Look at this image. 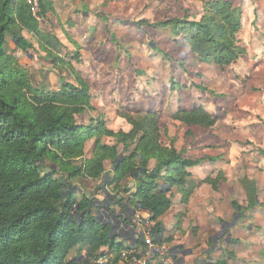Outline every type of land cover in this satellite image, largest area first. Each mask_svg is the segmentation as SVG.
Masks as SVG:
<instances>
[{
    "label": "rangeland",
    "instance_id": "1",
    "mask_svg": "<svg viewBox=\"0 0 264 264\" xmlns=\"http://www.w3.org/2000/svg\"><path fill=\"white\" fill-rule=\"evenodd\" d=\"M72 1H67L69 4L54 13L55 16L40 20L38 35L15 27L33 48L23 52L7 36L8 54L16 57L38 91L58 90L63 80L60 76L70 82H75L77 76L83 78L90 86L92 107L75 116L78 124L90 125L102 116L109 129L126 132L131 126L118 114L120 109L156 112L163 144L172 143L192 160L203 158L204 173L212 171V177L219 172L223 175L218 191L205 183L194 194V200L217 191L220 197L214 202L218 206L208 217L218 223L220 232L238 229L235 233L239 234L241 244L253 253L244 264H264V155L259 152L264 149V0H227L242 11V28L237 38L245 53L224 66L195 59L184 43V35L173 36L169 28L151 25L171 18L199 20L205 14L204 2L211 0H78L79 10L73 12L71 8L77 0ZM79 13L86 16L84 22H90L86 26L87 36L80 37L81 43L73 36L79 38L84 32L82 23L74 35L67 32L71 29L69 15ZM51 51L59 59L52 58ZM197 106L217 117L212 127L186 126L171 118L179 108ZM102 141L115 142L109 136H104ZM93 143L94 139L86 143V156H90ZM118 147L122 149V145ZM75 163L80 164V160ZM152 164L151 161L149 167ZM110 169L108 166L107 171ZM243 178L254 180L259 189L257 205L253 208L246 206ZM71 184L77 196L84 193L93 198L98 206L97 217L112 223L111 232L118 235L116 243L127 248L130 240L119 236L132 237L127 226L130 224L119 219L129 218L131 209L124 213L118 205L119 211L114 209L115 192L105 177L75 178ZM126 196L122 191L116 198ZM233 201L240 207L235 208ZM196 210L193 207L192 212ZM163 220L167 232H177L173 245L187 238L186 225L179 223L178 216L166 213ZM225 238V234L221 236L218 246H228L232 251L228 256L239 259L233 251L240 244L227 243ZM79 254H85L83 247L80 252L72 250L69 256Z\"/></svg>",
    "mask_w": 264,
    "mask_h": 264
},
{
    "label": "trees",
    "instance_id": "2",
    "mask_svg": "<svg viewBox=\"0 0 264 264\" xmlns=\"http://www.w3.org/2000/svg\"><path fill=\"white\" fill-rule=\"evenodd\" d=\"M39 1L35 17L26 0H0V264H89L107 254H111L108 264H117L124 247L116 243L118 235L111 232L112 223L97 218L93 198L84 193L77 196L71 180L100 179L106 173L105 161H110L112 171L105 180L115 192L116 204L122 213L127 207L149 211L155 239L162 243L159 219L171 208L174 195L186 205L203 183L217 190L223 175L219 172L215 177L196 179L190 169L203 158L192 160L172 143L163 144L154 111L120 109L118 114L131 126L126 132L109 129L102 116L90 125L78 124L75 116L92 107L89 85L78 76L75 82L60 76L63 80L58 90L34 89L5 43L11 36L19 50L33 48L14 28L40 34V20L53 10V4ZM204 7L205 14L199 20L171 18L151 25L169 28L173 36L184 35L195 59L229 65L245 53L237 38L242 11L227 0L204 2ZM49 53L59 59L54 51ZM171 118L204 128L217 122V117L202 106L179 108ZM104 136L115 142L104 143ZM91 139L93 148L86 156L85 146ZM259 152L264 155V149ZM151 161L154 164L149 168ZM129 179L134 181L132 186L126 183ZM241 184L246 206L253 208L257 205L255 181L243 178ZM122 191L128 195L116 198ZM232 204L239 206L234 201ZM120 221L127 224L128 218ZM135 243L137 247L140 240ZM82 247L84 255L69 256Z\"/></svg>",
    "mask_w": 264,
    "mask_h": 264
},
{
    "label": "crops",
    "instance_id": "3",
    "mask_svg": "<svg viewBox=\"0 0 264 264\" xmlns=\"http://www.w3.org/2000/svg\"><path fill=\"white\" fill-rule=\"evenodd\" d=\"M50 1L53 4V10L51 12L47 13V15H46L47 17H49L50 15L55 16L54 13L59 12L62 9V7L64 9V7L67 6V4H69V2H67V1H70V0H50ZM78 3H79L78 0L75 3H73L75 5H73L71 8L72 12L79 10L80 6L78 5ZM81 9L82 10L85 9V6L83 5V3L81 5ZM67 11H68V13L70 12L69 9ZM73 15L74 14L69 15V19L71 20V23H69V27L71 29L67 30V32L70 35H74L73 33L77 32V30L79 29V27L82 23L84 25V27H82L84 30V32H83L84 34L82 33L81 35H79V38H78V36L76 38H75V36H73L74 39H76L77 41H79L81 43L80 37L81 36H87L86 26L88 24H90V22L89 23H88V21H87V23L84 22L86 20L85 19L86 16H83L84 14L82 15L81 13H79L76 16H73ZM87 19H89V18H87ZM89 88H90V86H89ZM89 92H90V90H89ZM207 158H210V157H207ZM213 160L214 159L212 158V161ZM203 161H205V160H203ZM203 161H201V163L199 165L194 166L190 169L196 179H202L208 175L210 177H212V174H211L212 171H208V173H204L203 168L205 166V163H202ZM153 164H154V162H153ZM153 164H152V167H153ZM108 166L111 167L110 161H105V163H104L105 172H106L105 176H104L105 179H106V174L108 172L112 171L111 169H110V171H107ZM152 167H149V168H152ZM126 183L133 185L134 181L129 179L126 181ZM204 185H205V183L201 184L198 188H200ZM218 187H219V184H218ZM198 188H196L194 190L193 194L191 195V197H190V199L186 205L179 203V195H177V194L174 195V197L172 198L171 208L168 211H166L159 219L163 225L161 240L163 239L162 243L165 245L167 244V246L169 248H171V250L173 252V264H180L181 262L179 260L181 258H183L184 262L187 264H219V262H224L225 264H244L246 261H249L250 254H253L252 249L251 248L247 249L246 246H243L241 244L239 234L235 233L238 231V229H235V227H234V229H230L229 232L226 231L227 233L225 234L226 235L225 239L227 240L226 241L227 243L236 242V243L240 244L239 248H235V250L233 251V253L237 257H239V259L236 260L234 258V255L228 256V253L232 254V251L229 249L228 246H221V247L218 246V243L221 241V236H223L225 232L222 231L220 233V227H219L218 223H216V221L213 220L212 218L208 217L209 213H212L215 206L216 207L218 206V204H215V202H214L218 197H220L219 194H217L218 190L212 191L214 194H211L209 197H203V198H200L199 200H194L195 199L194 194L196 193ZM127 195H128V193H127ZM115 202H113V207L115 210L119 211V209H117V208H118V206L120 207V204H116ZM106 203L109 204L110 202L107 200ZM193 207L197 208L196 212H192ZM120 209H121V207H120ZM127 209H129V208L127 207ZM229 211H231V210H227V212H229ZM166 213L167 214L169 213L170 216H178L180 219L179 223H181L182 225L185 224L186 230L188 232V236L186 239L182 238L183 241L180 240L177 243H175L174 245L172 243L175 240V236H176L177 232L176 233H174V232L169 233L166 231V225L164 224V220H163V216ZM118 214H119V212H118ZM210 219H211V221H210ZM119 237L122 239L124 238V239L130 240L129 245H134V246L137 245L135 243L136 240H133V238L131 236L130 237L119 236ZM120 238L118 240H120ZM215 238L217 240H215ZM212 242H213V244H211ZM216 243H217V246L215 245ZM138 245H140V243ZM124 248H126V247H124ZM252 248H254V247H252ZM103 249H105V248H103ZM224 254L226 255V257L223 256ZM222 256H223V258H222ZM117 264H125V263L122 259L119 258ZM149 264H167V263L159 262V261H152Z\"/></svg>",
    "mask_w": 264,
    "mask_h": 264
},
{
    "label": "built area",
    "instance_id": "4",
    "mask_svg": "<svg viewBox=\"0 0 264 264\" xmlns=\"http://www.w3.org/2000/svg\"><path fill=\"white\" fill-rule=\"evenodd\" d=\"M30 6L32 15L38 17L40 11L39 0H26ZM127 225L132 232L133 240H140L137 247L129 245L120 251V259L126 264H149L152 261L165 262L173 264V252L167 245L156 241L153 234V222L151 213L142 208L131 210ZM126 226V227H127ZM111 260V254L99 256L89 262V264H108ZM180 264H187L185 262Z\"/></svg>",
    "mask_w": 264,
    "mask_h": 264
},
{
    "label": "water",
    "instance_id": "5",
    "mask_svg": "<svg viewBox=\"0 0 264 264\" xmlns=\"http://www.w3.org/2000/svg\"><path fill=\"white\" fill-rule=\"evenodd\" d=\"M98 211V210H97ZM97 213V212H96ZM97 215V214H96ZM71 218V217H70ZM98 218V217H97ZM99 219V218H98ZM234 224V223H233ZM221 233V232H220ZM181 263H183L184 262V259L183 258H181L180 260H179Z\"/></svg>",
    "mask_w": 264,
    "mask_h": 264
},
{
    "label": "flooded vegetation",
    "instance_id": "6",
    "mask_svg": "<svg viewBox=\"0 0 264 264\" xmlns=\"http://www.w3.org/2000/svg\"><path fill=\"white\" fill-rule=\"evenodd\" d=\"M225 234V233H224Z\"/></svg>",
    "mask_w": 264,
    "mask_h": 264
}]
</instances>
